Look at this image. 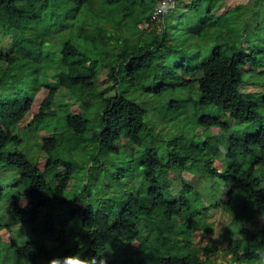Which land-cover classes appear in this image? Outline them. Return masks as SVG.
Returning <instances> with one entry per match:
<instances>
[{
	"label": "trees",
	"instance_id": "obj_1",
	"mask_svg": "<svg viewBox=\"0 0 264 264\" xmlns=\"http://www.w3.org/2000/svg\"><path fill=\"white\" fill-rule=\"evenodd\" d=\"M182 1L157 20L159 0H0V32L12 40L0 52V231L20 224L54 237L57 225L40 214L67 212L54 249L0 241V264H43L56 253L107 264H216L220 254L226 264H264V22L255 20L264 0ZM206 29L213 43L193 47ZM101 68L111 81L103 89L94 85ZM52 81L76 98L70 109L53 106ZM194 84L188 109L177 96ZM127 89L159 102L156 120ZM60 118L61 130L34 136L40 155L31 160L18 130ZM63 131L72 148L89 150L83 164L55 151ZM193 167L214 179L212 207L232 214L222 249L212 238L193 242L196 222L209 230L201 192L182 175ZM77 169L84 180L72 182ZM67 227L79 231L71 250Z\"/></svg>",
	"mask_w": 264,
	"mask_h": 264
},
{
	"label": "rangeland",
	"instance_id": "obj_2",
	"mask_svg": "<svg viewBox=\"0 0 264 264\" xmlns=\"http://www.w3.org/2000/svg\"><path fill=\"white\" fill-rule=\"evenodd\" d=\"M188 1L189 0H183L182 2H180V7L185 8L183 6ZM238 2L246 3V2H253V0H226V3L229 5H234ZM257 10H258V12H257L258 15L255 17V20L257 22H264V10L262 9V7H258ZM178 14H180L182 17L184 16V13H178ZM191 16H192L191 19L192 18L195 19L193 14ZM170 17H172L173 22L177 21L176 12H171ZM172 27H173V30H175V29L177 30V28L174 27V24ZM214 32L215 31L213 29H206L203 32L205 34L204 38L195 36L194 37L195 40H194V42H192L193 47L196 44H198L202 47L201 49L206 50L208 48V46L213 43ZM261 35L264 37V33H262ZM189 39H190V35L186 36L185 42H188ZM11 46H12L11 37L8 35H3L2 32H0V52L9 51L11 49ZM207 52H208V50H207ZM104 72H105L104 68H101V70L98 72L96 80H94V85L99 89L105 88L111 82L110 79H108L105 76ZM50 83H52L53 86L58 87V85H57L58 82L53 83V81H52ZM125 87H127V86H125ZM249 88H251L249 85H244L245 90H249ZM48 90H49L48 88L44 87L43 89H41L40 93H37L36 99H35L33 106H32V112H36L38 110L40 101L47 94ZM114 92H115V90L108 91L106 93V95L110 96ZM183 92L184 93L180 96H177V98H180L181 100H186V102L188 104L187 108L191 109L192 105L194 103H196V98H198L199 89L196 86V84H194V85L190 86L189 88H187V90H185ZM126 95L130 96L133 100L137 101L142 107H144V109L146 108L147 109V110L145 109L146 111L152 110V112L149 113V114H151V116H146L147 119H151V120H154L155 118L157 119V114L159 116L160 110H157V114H155V115L153 112H155L157 107H159L158 106L159 102H155L153 100L152 96L144 97V95L141 94L140 92H138L136 90H129V89L126 90ZM149 99H150V101H152L153 107H152V105L151 106L147 105ZM161 99L166 104V102L169 99V95L166 94ZM75 102H76V98L70 93V91L67 88H64L62 86L58 87L57 92H56L55 97H54V101H53V106H55V108L69 107V109H70V105H73ZM94 110H96V108L92 109V111H94ZM61 112H63V111H61ZM263 112H264V108H263ZM63 113H65V112H63ZM87 114H88V117L90 119V122L93 124L92 127L96 128L98 126L97 120L94 119L93 116L90 115V111H88ZM170 115H168L167 113L163 114V116H170ZM189 116H193V115H189ZM28 118H29V116H28ZM235 127H237V125H234V128ZM62 128H63V122H62V119L60 118L57 121L55 119H51L50 121H45V122L40 123L39 125H36L32 128L19 129L18 133L23 136V142L19 146V148L22 151H24L31 160H36L40 155V146L37 145V142H36L34 136L39 134L40 137L38 139L41 141V138L43 136L50 135L56 131L61 130ZM177 130H178V128H177ZM63 132H64L63 136L61 137L59 145L55 151L58 153V155H62V156H66V157H72V158L76 159L78 162L83 164L87 160V158L89 157V150H85L84 148L83 149L72 148L73 142H72L70 132L69 131H63ZM113 167L114 166H112L111 168H113ZM78 170H80V169H77V172H75L76 173L75 175H77V176L72 178V182L73 181L75 182V179L84 180V175L82 174V171L79 172ZM182 175H183V178L185 180H190L192 182L195 189H197L198 191L201 192V196L203 199V207L208 210V216L206 217V223H207V225H209V230L205 229V227L201 223L196 222V228L197 229H196V233L193 234L194 235L193 236V240H194L193 242L195 244L204 245L205 243H207L209 241L210 238H212L213 239L212 243L216 244L218 246V248L222 249L225 242L227 241V238H225V234H226L228 226L230 225L232 214L229 213L226 209H224V207L222 205H219L217 207H212V204L210 203L209 200L212 197L215 198V196L219 192V190L217 188H215L214 190L210 188V186H212L214 183V179L207 177L201 171H197L195 167L185 171ZM98 176L99 175H97V177ZM98 178L99 179L97 181L100 180V177H98ZM139 181H141L140 178L135 179V182H139ZM71 185L74 186L73 183ZM118 188L119 187H116V189H118ZM124 188L126 189L127 186H124ZM27 200L28 199L24 197L22 201L24 203ZM66 216H67V212H57V213H54L53 215H50V216L45 215V214H40L39 219L41 221L45 220V221H48V222H51V223H54L57 225V231H56L54 237H45V235H42L43 233L39 232L38 229L33 230L31 226L16 224V225L11 226L10 231H8L6 229H4V230L2 229L0 231V241L3 243H6L13 238H17V241L19 239L20 242L33 240L37 243H44L45 246H47L48 248L54 249V245L56 244L60 230L62 229L61 222L65 220ZM256 218H258V216ZM176 221L178 223V220H176ZM262 223H263V220L257 221L254 228H258L259 227L258 225H261ZM67 230H68V232H71L70 235H72V236H70V240H69L68 244H66L65 247L67 250H71V249H74V248H71L73 246L70 245V244H72L71 241L74 239L73 236H75L76 234H79V231H78V228L75 230H70L69 227H67ZM80 232H82V231H80ZM76 237H77V235H76ZM78 245H79L80 250H82L85 247V244L82 241H79ZM60 254H61V252H60ZM56 257L63 258V257L57 255V253H56L50 259L56 258ZM219 257L220 258L218 259V262L216 264H226L225 259L222 257L221 254L219 255ZM45 262H47V260L42 261L43 264ZM48 262H47V264H48ZM255 264H257V263H255Z\"/></svg>",
	"mask_w": 264,
	"mask_h": 264
},
{
	"label": "clouds",
	"instance_id": "obj_3",
	"mask_svg": "<svg viewBox=\"0 0 264 264\" xmlns=\"http://www.w3.org/2000/svg\"><path fill=\"white\" fill-rule=\"evenodd\" d=\"M107 261V256H99V258L96 255L85 257L80 253H76L63 258H52L48 264H107Z\"/></svg>",
	"mask_w": 264,
	"mask_h": 264
},
{
	"label": "built area",
	"instance_id": "obj_4",
	"mask_svg": "<svg viewBox=\"0 0 264 264\" xmlns=\"http://www.w3.org/2000/svg\"><path fill=\"white\" fill-rule=\"evenodd\" d=\"M175 3V0H159V2L154 6L153 11H152V18H156L157 20L162 19L160 16V12L162 10H165L164 6L166 8L173 6Z\"/></svg>",
	"mask_w": 264,
	"mask_h": 264
}]
</instances>
